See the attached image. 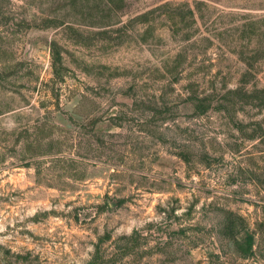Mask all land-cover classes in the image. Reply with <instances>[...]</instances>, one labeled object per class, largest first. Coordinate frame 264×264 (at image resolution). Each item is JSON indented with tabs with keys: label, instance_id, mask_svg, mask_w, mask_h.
I'll return each mask as SVG.
<instances>
[{
	"label": "rangeland",
	"instance_id": "374dc122",
	"mask_svg": "<svg viewBox=\"0 0 264 264\" xmlns=\"http://www.w3.org/2000/svg\"><path fill=\"white\" fill-rule=\"evenodd\" d=\"M24 1L0 22V264H264V0Z\"/></svg>",
	"mask_w": 264,
	"mask_h": 264
},
{
	"label": "trees",
	"instance_id": "16d2710c",
	"mask_svg": "<svg viewBox=\"0 0 264 264\" xmlns=\"http://www.w3.org/2000/svg\"><path fill=\"white\" fill-rule=\"evenodd\" d=\"M6 0H0V22H2L1 20L3 19L4 23H7L8 17H7V12L5 11V7H3L2 3L5 2ZM26 2V0L24 1V3ZM2 34L0 32V43L3 42L2 41ZM244 83V82H243ZM205 100H203V98L197 99L194 98V103H193V110L194 113L196 114H200L203 113L208 105H205ZM231 227H233L232 223H229V226L226 227L228 229H230ZM237 227L238 229L242 227V224L240 221H238V223L234 226ZM238 232V230H236ZM233 236V235H231ZM234 244H235V253L237 255V257L243 258V259H247L248 257H251L254 254V250L252 249V240L249 237H244V241H237L235 240L233 237H231Z\"/></svg>",
	"mask_w": 264,
	"mask_h": 264
}]
</instances>
